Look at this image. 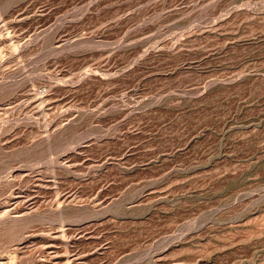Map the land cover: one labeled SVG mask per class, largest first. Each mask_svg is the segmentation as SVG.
Masks as SVG:
<instances>
[{
	"label": "rangeland",
	"instance_id": "1",
	"mask_svg": "<svg viewBox=\"0 0 264 264\" xmlns=\"http://www.w3.org/2000/svg\"><path fill=\"white\" fill-rule=\"evenodd\" d=\"M0 264H264V0H0Z\"/></svg>",
	"mask_w": 264,
	"mask_h": 264
}]
</instances>
